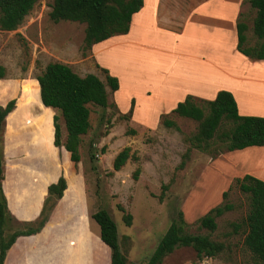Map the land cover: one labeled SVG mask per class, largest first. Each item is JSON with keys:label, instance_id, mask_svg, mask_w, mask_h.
<instances>
[{"label": "rangeland", "instance_id": "374dc122", "mask_svg": "<svg viewBox=\"0 0 264 264\" xmlns=\"http://www.w3.org/2000/svg\"><path fill=\"white\" fill-rule=\"evenodd\" d=\"M204 1L156 0L161 17L156 20L157 26L180 32L179 28L187 22L185 19L190 11ZM51 3L52 0H38L15 31L0 30V68L3 69L0 106L15 101V107L2 127L0 151L4 175L11 176L12 169L23 162V169L15 172L12 183L14 194L21 195L22 192L23 199L33 185L34 197H39L43 191L40 170L47 175L46 181H50L55 179L57 168L61 166L68 187L62 206L56 202L52 207L47 227L33 237L19 238L12 247L7 264H110L109 250L100 241L99 227L91 219L92 213L99 209H105L114 221L120 249L128 263L147 264L180 212L189 234L207 235V230L198 228L197 221L222 203L231 204L234 209L216 220L217 228L211 233V238L222 243L224 251L214 258L199 260L191 248L179 247L161 264H262L244 246L245 228L236 231L233 224L241 225L248 211L247 197L239 192L235 181L245 175L264 181V147L219 153L222 150L219 144H212L207 151L192 149L183 168L178 169L182 155L189 148L185 138L196 132L197 123L178 117L171 111L161 114L154 127H139L130 119H123L128 112L119 110L107 85L108 107L88 105L90 129L81 137L80 162L73 164L63 147L56 149L53 146V116L59 117L61 143H64L66 134L64 123L56 110L41 103L35 77L48 63L58 62L69 65L80 77L94 74L104 83L106 81L93 56V49L83 50L85 24L54 23L49 18ZM144 3L147 7L152 4L151 0ZM222 3L223 0L211 2L207 8L211 12H207L208 15L217 18L216 12L222 10H218L223 8L220 7ZM228 13L230 22L231 12ZM164 14L170 15L171 19L162 20ZM254 16L255 10L249 0H244L237 22L247 25L246 47L257 43L252 33ZM148 21L147 17L142 23L140 38L135 40L133 33L127 40H122L117 49L105 55L108 64L99 59L100 64L106 66L104 68L121 79L124 96L127 99L131 97V106L138 96L143 99L144 91L149 98H155L157 93L170 95L177 84L171 80L177 79L172 74H179V82L181 75L183 78L190 73L189 70L178 69L182 65L179 60L178 66L175 63L176 51H171L162 40L156 42L151 26H145ZM211 29L212 26H208L206 35L195 30L194 38L187 41L182 54L203 57L210 50L211 53L210 43L215 42L209 38ZM196 37L204 39L200 41ZM214 50L213 53L217 49ZM170 61H174L171 67L168 65ZM221 79L220 75L215 80ZM164 116L174 121L179 131L165 128L162 125ZM125 147L131 149L137 160L129 159L119 171H114L113 160ZM137 168L140 172L134 180L133 173ZM224 192H227L225 199L222 196ZM38 200L27 199L24 202L23 208H28L23 213L25 216H33ZM53 202L49 203V208ZM18 204L16 207L21 211ZM118 207L131 215L129 227L124 224L123 212ZM8 211L13 217L9 223L10 230L25 228V223H31L21 222L9 208Z\"/></svg>", "mask_w": 264, "mask_h": 264}, {"label": "trees", "instance_id": "16d2710c", "mask_svg": "<svg viewBox=\"0 0 264 264\" xmlns=\"http://www.w3.org/2000/svg\"><path fill=\"white\" fill-rule=\"evenodd\" d=\"M37 1L0 0V30L15 31ZM249 4L255 10L252 33L257 43L251 47L245 46L247 25L237 22L236 50L251 60H264V0H249ZM142 7L143 0H52L49 18L54 23L68 21L85 24L83 50L86 51L112 37L126 35L133 15ZM102 72L105 75V83L94 74L80 77L69 65L51 62L35 77L39 85L41 103L59 113L66 129V140L61 143L59 117L54 115L53 145L58 149L63 147L69 153V160L75 165L80 162L81 137L90 129L88 105L107 108L106 85L111 92L118 89L117 78L110 76L104 69ZM1 78H3L2 68H0ZM14 107V100L7 102L5 106H0V134L6 117L12 113ZM172 113L197 123L196 132L185 138L189 148L182 155L178 169L183 168L192 149L207 151L212 144H219L222 148L218 151L219 153L264 147V118L240 116L233 96L227 91H219L212 101L197 100L187 96L184 101L177 104ZM130 114L131 111L123 116V119H129ZM162 125L179 131L176 123L165 116L162 119ZM92 145V143L89 145L90 151ZM90 158L93 159L94 155L91 154ZM129 159L137 160L136 156L131 154V149L125 147L115 156L112 163L113 170L119 171ZM139 172V168L134 171V180L137 179ZM3 181L0 151V264H4L8 251L18 238L37 235L50 222L49 213L67 188L66 179L61 175L56 183L48 186L47 197L37 220L25 223L23 225L25 228L10 230L9 223L13 221V217L7 208V201L2 190ZM235 183L239 192L247 197L248 211L242 224H233V227L236 231L241 227L245 228V248L254 259L264 264V181L245 175L236 179ZM164 188L166 187L163 186ZM222 196L225 199L227 192H224ZM50 202H53V206L49 208ZM118 208L123 212L124 224L129 227L131 215L125 213L121 207ZM233 209V205L222 203L202 216L197 221L198 228L207 230V235L189 234L185 230L187 224L180 212L178 219L170 224L160 239L147 264H161L164 258L179 247L191 248L199 260L216 257L224 251L225 246L213 240L211 233L217 228L216 220ZM91 219L99 227L100 241L109 250V263L134 264L128 263L124 252L120 249L117 228L109 213L105 209H99L92 213Z\"/></svg>", "mask_w": 264, "mask_h": 264}, {"label": "crops", "instance_id": "0c3cea01", "mask_svg": "<svg viewBox=\"0 0 264 264\" xmlns=\"http://www.w3.org/2000/svg\"><path fill=\"white\" fill-rule=\"evenodd\" d=\"M243 1L244 0H223V3L220 5V7L223 6V8L218 9L222 10H220V12H216L218 13L216 14L217 18H213V15H208V13L211 12L207 10V8L210 6L209 4L211 2H215V0H205L201 4L194 6V8L190 11L188 18L186 17L185 19L187 22L181 24L179 28L180 32H174L170 29H161L157 26V21H159L161 17H159V4L156 3V0H151L152 4L148 5L149 7L146 6L147 4H145V0H143V7L138 13L133 15L129 32L126 35L112 37L92 47L93 56L96 59L97 64L100 65L101 69L106 70L110 76L117 78L118 89L115 92H112L113 97L121 112L129 113L131 111L129 118L131 123L139 127H154V124L158 122L159 116L161 114L170 113L173 109H175L177 104L184 101L187 96H192L197 100L212 101L219 91H227L233 96L237 105L238 114L240 116H254L264 118V60H251L236 50V23L239 18ZM230 5L231 7H229ZM227 12H231L229 17L230 22L227 20L229 15ZM169 16L170 15L164 14L162 20H170L171 17ZM147 17L149 18V21L145 24V26H151L150 28H152V36L155 37L156 42L162 40L167 45V47L168 45L170 46L169 49L171 51H176L177 60L175 63L177 66L179 65V62L182 65L178 69H180V71L182 69H186L189 70L190 73L188 72V76H183V78L181 75L179 82H177L179 79V74H172V77H177V79L171 78V80L174 81L173 83L177 84L173 86L174 89L171 90L172 93L170 95H159L157 93L155 98L158 100H156L154 97L149 98L145 96L146 91H144L143 99L141 96H138L135 98L136 102L134 103V106H131V97L130 99H127L124 96L126 93H123L124 87L121 84V79H119L117 75H113L109 70L104 68L106 66L100 64L99 59L105 63V55L110 51L117 49L118 44L123 42L122 40H127L128 37L133 36L131 34H135V40L140 38L142 36L141 26L142 23L144 24ZM208 26H212V36L209 38L215 42H212L211 40H209V42H212L210 45L213 51H215L214 48L217 49L216 52L213 53L212 51L210 53V50L209 54H204L203 57L202 55L199 57H192V55L187 56L182 54L184 46L186 43H188L187 41H190V39L194 38L195 30H199L200 35H206L205 31ZM195 39L203 41L204 38L196 37ZM213 44H215V46H213ZM166 49L169 50L168 48ZM173 62L174 61H170L168 65L171 67ZM219 74L223 77V79L215 80L216 78H220ZM140 93L142 95V92ZM251 93L257 95V97L251 96ZM53 133L54 128L52 124V144ZM65 140L66 134L64 136V141ZM66 153V157H68L69 153ZM22 163L23 162H21L19 167L12 169L11 176H8V174L5 173L2 190L7 201V207L11 213L14 214V216L21 222H33L39 217V214L42 210L43 203L47 197L48 186L50 184L56 183L61 175H63L66 179L65 171L63 168H61V166H59L57 168L55 179L50 181H46L47 175L44 173V171H38L41 175L40 181L43 183V191H41L39 197H34L33 192L35 186L33 185L31 189L29 188L30 193H28L23 199L24 195H22V192L21 195L20 193L19 195L14 194L12 185V183H14L13 176L15 175V172H21L23 169ZM24 169L27 170L26 168ZM34 181L38 182L35 179ZM66 184L68 187L67 180ZM65 191L62 198L57 202L59 206H62ZM27 199L29 201L38 200V206H36L33 216L30 217L23 214L26 212L25 210H28V208H23L25 207L24 202L27 201ZM16 203H19L18 206H21V211L23 212L18 210L19 207H16ZM49 223H47L44 227H47ZM12 247L7 253L4 264H7L9 260Z\"/></svg>", "mask_w": 264, "mask_h": 264}]
</instances>
